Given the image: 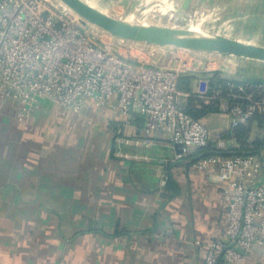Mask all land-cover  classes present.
I'll use <instances>...</instances> for the list:
<instances>
[{
    "label": "crops",
    "instance_id": "0c3cea01",
    "mask_svg": "<svg viewBox=\"0 0 264 264\" xmlns=\"http://www.w3.org/2000/svg\"><path fill=\"white\" fill-rule=\"evenodd\" d=\"M199 5L211 33L264 47V0H191L189 12ZM222 61L199 78L264 82L263 61ZM204 121L210 145L237 149L228 115ZM143 125L91 101L75 112L41 100L19 121L0 97V264H204L223 230V183ZM248 264H264V250Z\"/></svg>",
    "mask_w": 264,
    "mask_h": 264
},
{
    "label": "built area",
    "instance_id": "2783aa9c",
    "mask_svg": "<svg viewBox=\"0 0 264 264\" xmlns=\"http://www.w3.org/2000/svg\"><path fill=\"white\" fill-rule=\"evenodd\" d=\"M204 6H197L196 14L205 12ZM66 10L48 0H0L3 102L12 105L19 121L29 119L41 100L75 112L91 101L131 121L142 118L146 135L167 136L180 148L178 159L189 160L195 171L217 173L223 183V230L206 246L204 264H248L257 249L264 250V148L192 160L191 155L211 144V134L204 118L189 114L188 105L194 100L196 109L213 106L228 115V138L241 149L235 130L259 127L258 117L264 126V83L204 81L199 77L207 69L201 60L188 76L178 66L137 62L109 47L95 26L83 25ZM195 75L198 87L183 90L181 79Z\"/></svg>",
    "mask_w": 264,
    "mask_h": 264
},
{
    "label": "rangeland",
    "instance_id": "374dc122",
    "mask_svg": "<svg viewBox=\"0 0 264 264\" xmlns=\"http://www.w3.org/2000/svg\"><path fill=\"white\" fill-rule=\"evenodd\" d=\"M53 6L58 8H65L66 11H69L75 17L81 19V17L67 7L64 3L59 0H48ZM56 1V2H55ZM85 4L90 6L93 10L99 13L101 16L113 20L115 22H126L128 20L135 19L139 21L140 25L142 24L152 26L154 28H181L184 30H195L209 33L211 36H214L215 33L209 31L210 28V18L207 17L206 22H204V29L202 26L201 20H203L199 15L196 14L195 10H184L182 8V3L184 0H173L178 5H180V11L177 14L173 12V6L169 3L172 0H150L155 3H161V8L158 10L155 6L152 5V8H148L147 3L149 0L138 4L136 0H82ZM176 8V7H175ZM149 9V10H148ZM207 9V15L209 14V7ZM136 10L142 12L139 14ZM157 12V14H156ZM171 12V13H170ZM133 14V15H132ZM215 18V16L213 17ZM98 35L103 39L105 43L109 45L112 49H117L122 55L128 57L129 59L135 60L140 63L145 64H155L158 66H178L183 70V75H189V73H196L198 66L195 61L201 60L203 68L207 69V72L216 71L221 63H223V57L225 55L220 53H215L212 51H193L189 49H182L176 47H162L159 45H154L146 42H135V41H125L122 42V45L116 43L119 41V38L112 36L109 32L95 27ZM211 56L217 58V60H211ZM189 59L192 60L190 67L193 71H189ZM209 65V66H208ZM246 74H255L250 68L243 69ZM185 76V77H187ZM264 138V130L258 127L256 124L253 125L251 129L250 139Z\"/></svg>",
    "mask_w": 264,
    "mask_h": 264
},
{
    "label": "water",
    "instance_id": "95a60500",
    "mask_svg": "<svg viewBox=\"0 0 264 264\" xmlns=\"http://www.w3.org/2000/svg\"><path fill=\"white\" fill-rule=\"evenodd\" d=\"M81 17L83 25L91 24L99 27L112 36L135 42H146L162 47H176L193 51H212L223 55H233L264 62V47L246 44L224 36L214 35L209 38H188L177 36L151 37L144 36L140 31L124 22H115L101 16L82 0H59ZM184 10L191 9V0H184Z\"/></svg>",
    "mask_w": 264,
    "mask_h": 264
},
{
    "label": "trees",
    "instance_id": "16d2710c",
    "mask_svg": "<svg viewBox=\"0 0 264 264\" xmlns=\"http://www.w3.org/2000/svg\"><path fill=\"white\" fill-rule=\"evenodd\" d=\"M193 80V77H183L181 79V88L183 90H191L190 88V82ZM213 83H221V84H225L226 81L225 79H221L219 76H215L212 79ZM253 83L256 84H260V83H264V82H255L252 81ZM194 100H191L189 105H188V112L189 114L197 117V118H204L205 116H207L210 113L213 112H218L217 109L213 106H204L202 109H196L194 107ZM258 122H259V127L261 129H264L263 126V121L261 117H258ZM236 136L238 138V142L241 145V149H236V150H230V151H220L217 148H215L213 145H209L208 147H205L201 150H199L197 153L193 154L190 156V158L192 160H195L196 158L199 157H204V156H208V155H212V154H224V155H230L233 152H241V151H246V152H253V151H260L261 149L264 148V138H258L255 140H251L250 139V134H251V129L250 127H245V126H241L239 128H237L235 130ZM228 137V135H227ZM250 146H253L254 148H249Z\"/></svg>",
    "mask_w": 264,
    "mask_h": 264
},
{
    "label": "bare ground",
    "instance_id": "6f19581e",
    "mask_svg": "<svg viewBox=\"0 0 264 264\" xmlns=\"http://www.w3.org/2000/svg\"><path fill=\"white\" fill-rule=\"evenodd\" d=\"M154 1V0H153ZM153 1H148L147 6L148 8H152V5L154 4ZM174 8H173V12L174 14H177L178 11H180V5H178L175 1H171L169 2ZM155 8L156 9H160L161 8V3H155ZM176 7V8H175ZM149 10V9H148ZM139 10H136L133 14H135L136 12H138ZM139 14H142V12H138ZM171 13V12H170ZM204 13V14H203ZM203 13H198L199 15H201L200 17L203 19L201 20V22H206L207 17L205 15V12ZM132 14V15H133ZM157 14V12H156ZM124 22V21H123ZM125 24L131 25L136 27L140 33L144 36H151V37H164V36H177V37H188V38H194V39H199V38H209L211 35L209 33L200 31L198 29L195 30H184L181 28H154L152 26L149 25H145L142 24L143 26L140 25L139 21H136L135 19H130L126 22H124ZM211 58H216L214 56H211Z\"/></svg>",
    "mask_w": 264,
    "mask_h": 264
}]
</instances>
